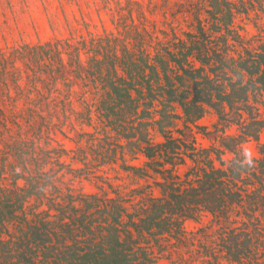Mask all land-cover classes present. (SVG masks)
Masks as SVG:
<instances>
[{"label":"rangeland","instance_id":"obj_1","mask_svg":"<svg viewBox=\"0 0 264 264\" xmlns=\"http://www.w3.org/2000/svg\"><path fill=\"white\" fill-rule=\"evenodd\" d=\"M263 46L264 0H0V199L9 195L14 201L21 188L32 190L16 216L0 226V241H14L41 218L54 230L58 225L47 242L56 254L89 239L95 244L99 237L90 231L106 217L112 220L113 211H121L119 225L126 228L131 218H145L152 198L163 195L159 184L173 176L185 210H166L159 219L168 218V226L156 227V234L134 233L136 247L159 252L153 264H264V176H256L264 129L258 139L234 144L229 138L241 134L239 122H249L248 112L264 118V93L256 89V76L240 66ZM201 64L210 76L219 75L214 82L225 92L243 72L247 98L231 109L224 104L231 121L206 106L195 123L171 101L169 111L183 116L166 126L167 134L212 153L203 157L188 145L147 156L146 142L166 139L158 120L169 83L187 89L188 72ZM112 82L124 87V96L131 91L126 103L116 105ZM134 130L139 135L132 138ZM226 143L248 169L232 186L242 192L220 216L192 202L187 189L200 185L210 159L222 170L228 166L235 152ZM193 165L200 170L191 174ZM239 232L241 240L252 241L242 259L234 260L226 250ZM38 256L25 264H45L41 250Z\"/></svg>","mask_w":264,"mask_h":264},{"label":"trees","instance_id":"obj_2","mask_svg":"<svg viewBox=\"0 0 264 264\" xmlns=\"http://www.w3.org/2000/svg\"><path fill=\"white\" fill-rule=\"evenodd\" d=\"M191 52L192 51L190 49L187 50V54ZM202 54H205V52ZM171 55H173V51L171 52ZM205 61L208 63L207 59H203L202 63H205ZM240 66L242 71H246L251 76H256V89L264 93V46L262 47L261 52H258L255 55H248L242 59ZM207 70L206 65L203 64L196 67L193 72H188V70L185 69L186 72L191 73V76L189 77H191L193 83V85L191 83L185 90L180 89L176 84H172L171 86V83H169L171 94L169 93L167 104H165L160 110L161 118L158 120L159 130L163 132L162 135L166 139L158 144L146 142V148L148 147L147 149L150 150V153H146L147 156L156 154L157 149L161 152L163 149H166V152H175L178 150L188 149L190 148L188 145H190L191 147H194L192 150H201V154H207L203 157H210L209 155H211L212 150L209 147H197L194 141V143L188 142L182 137V135L170 136L167 134L168 128L166 127L168 124L173 122L175 117L183 116L182 114H176V116H174V114L169 111L168 107L170 106L171 101L178 102V104L182 106L185 119L192 123H195L197 119L203 116L202 114L205 113L207 109L206 106L214 107L218 112V115H220V119L222 118L226 121H231V116L226 114L229 111L226 112L224 104L228 105L229 109H231L235 102L237 103L240 99H246L250 86H247L246 84L242 85L243 72H239V77L241 79L237 82H233V84H231L228 88L229 91L225 92L223 87L221 88L219 84H215L214 82V80L219 78V75L216 74V77L210 76V73ZM212 71L216 73V70L213 68ZM112 84L115 96L120 99L119 100L114 97L117 99L115 101L116 105L119 103H126L130 99L132 94L131 91L127 90L126 94L128 96H124L122 95L124 87L115 82H112ZM180 85L183 84L180 83ZM128 88L129 87H127V89ZM106 109H108L107 111L110 112V114L113 111L112 107H107ZM148 109L149 108H147V115L150 114ZM108 112L107 115H109ZM257 112H259V110ZM249 113L250 112H248V115L251 117L249 122L245 121L247 117H245L241 122H239L241 118H237V122L240 123L241 134L239 136L237 135V137H229L235 142L234 144H236L238 140L242 141L249 137L258 139L261 130L264 129V118L257 117L256 115L251 116L250 114L253 113ZM140 121H142V119H140L139 122ZM130 135L133 138L137 137L139 134L136 130H134ZM140 138L144 139L141 134ZM224 145L226 146L225 148L235 152V157L230 160L228 166L222 170L221 167L216 166L213 159H210L209 162L207 161L208 165L204 167L206 170L204 171V179H202V176L198 180L200 185L195 186L193 184L190 185V189H187L188 193L193 195L190 199L192 202L199 203L200 201L204 205L205 211L220 216L225 215L228 212V204H232L242 192L241 189L233 190L232 186L236 185V183L241 180L240 178L242 177V173L248 169L247 163L243 162V159L237 157V149L234 148L231 143H226ZM260 152H262L263 158L261 159L258 157L256 159H259L261 164V176L256 174L259 178L264 176V143L260 145ZM221 161L222 163H225L224 159ZM190 169L192 170L191 174L200 170L194 165ZM196 175L199 174L197 173ZM223 177H225V179ZM167 178L168 177L165 178V181L159 184L162 185L163 195L153 197L152 208L150 204V208L145 209V211H148H146L148 215L145 218H141V221L139 222H136L131 218L129 222L131 223V226L128 225V228H126L124 224L119 225L121 223V211L119 209H114L116 205L112 206L113 210H115L113 211L114 213L111 214L112 220L108 221V217H106L104 219L105 223H103L102 226H99L95 231L94 229L90 231L93 238H96V235L99 237L98 241L96 240L97 243L94 244V242H91L92 239H89L80 248L78 246L69 247V249L63 252V254H56L54 252L55 247L49 246L47 242L52 240L50 234L58 233L56 231L58 229V225H55L56 223L54 222V230V228L50 225V221H46L41 218L35 219L28 224L27 230L22 231V233L18 235L14 241H0V254L2 255L0 264H25V262L33 263V257H39L38 253L40 250L43 253L42 261L45 264H153V260H155L156 254L159 252L155 249L151 250V248L147 246L139 245L136 247L135 245H138L137 240L139 238L134 233L137 232L141 235L142 232H151L156 234L158 233V231L155 230L156 227H163L165 225L166 227L168 226L165 224V222L168 221V218L163 216V218L159 219V217L166 213V210L170 212V215H172L173 211L180 212L185 210L186 200L184 198V194L177 192V190L180 189L178 188L177 181L174 180L175 178L173 176L171 180L175 182H170ZM231 182L234 184H231ZM240 186L242 187V185ZM21 191L23 193H14L16 195L14 201H11L12 197L9 195H6L7 198L4 201L0 199V226L3 222L11 220L16 216V212H18L17 210L23 207L24 199L32 193L31 189H27L25 191V188H21ZM201 192H205V196L203 198H197ZM249 201L251 202V199H249ZM161 202H164L166 206L165 204H161ZM148 203L149 202H147V204ZM171 204H173L172 207L169 206ZM91 205L92 203H89L86 208L91 207ZM172 208L176 209L172 210ZM37 216L39 215L37 214ZM175 220L178 221V219ZM106 221L108 222L106 223ZM62 224L63 226L65 225V223ZM67 230H69V228ZM175 236H177V234L172 237ZM249 241H252V237L247 239L243 238L241 240L240 232L232 235L230 242L228 243L229 245L227 246V254L234 260H241V257L244 256L243 253L248 250L247 247ZM49 258L53 259L50 260Z\"/></svg>","mask_w":264,"mask_h":264}]
</instances>
